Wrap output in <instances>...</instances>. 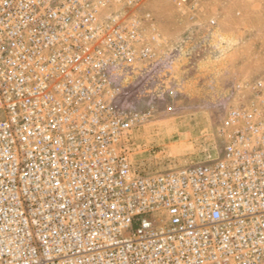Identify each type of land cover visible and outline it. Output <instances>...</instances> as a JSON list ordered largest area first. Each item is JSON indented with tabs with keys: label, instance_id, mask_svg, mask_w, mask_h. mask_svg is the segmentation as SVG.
I'll return each instance as SVG.
<instances>
[{
	"label": "built area",
	"instance_id": "1",
	"mask_svg": "<svg viewBox=\"0 0 264 264\" xmlns=\"http://www.w3.org/2000/svg\"><path fill=\"white\" fill-rule=\"evenodd\" d=\"M146 1L0 0V264H264V73L214 155L137 165L140 98L177 92Z\"/></svg>",
	"mask_w": 264,
	"mask_h": 264
},
{
	"label": "rangeland",
	"instance_id": "2",
	"mask_svg": "<svg viewBox=\"0 0 264 264\" xmlns=\"http://www.w3.org/2000/svg\"><path fill=\"white\" fill-rule=\"evenodd\" d=\"M199 1L193 19L171 0L145 3L166 39L165 51L174 54L177 90L139 100L151 113L133 130V161L150 170L214 155L226 108L247 98L248 84L264 73V0Z\"/></svg>",
	"mask_w": 264,
	"mask_h": 264
}]
</instances>
